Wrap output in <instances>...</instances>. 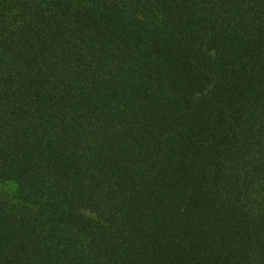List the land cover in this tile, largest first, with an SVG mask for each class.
<instances>
[{
  "label": "trees",
  "instance_id": "1",
  "mask_svg": "<svg viewBox=\"0 0 264 264\" xmlns=\"http://www.w3.org/2000/svg\"><path fill=\"white\" fill-rule=\"evenodd\" d=\"M0 264H264V0H0Z\"/></svg>",
  "mask_w": 264,
  "mask_h": 264
}]
</instances>
